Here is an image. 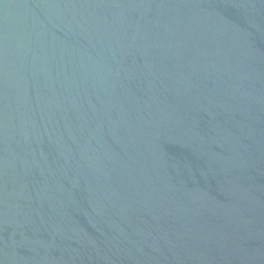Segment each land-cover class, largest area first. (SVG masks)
I'll return each instance as SVG.
<instances>
[{"label":"water","instance_id":"95a60500","mask_svg":"<svg viewBox=\"0 0 264 264\" xmlns=\"http://www.w3.org/2000/svg\"><path fill=\"white\" fill-rule=\"evenodd\" d=\"M0 264H264V0H0Z\"/></svg>","mask_w":264,"mask_h":264}]
</instances>
